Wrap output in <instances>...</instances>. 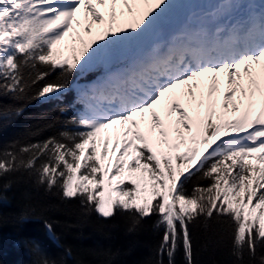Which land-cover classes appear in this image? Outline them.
<instances>
[{"label":"snow or ice","instance_id":"6c2138e0","mask_svg":"<svg viewBox=\"0 0 264 264\" xmlns=\"http://www.w3.org/2000/svg\"><path fill=\"white\" fill-rule=\"evenodd\" d=\"M178 2L0 0V96L20 99L35 86L36 99L59 97L77 73L93 65L104 69L93 84L77 89L82 108L63 121L64 130L18 152L15 145L0 152V175L34 169L39 183L58 188L65 199H79L88 212L104 218L128 213L129 231L157 215L155 226L164 229L159 252L167 253L168 264H174L181 244L187 264H193L190 224L226 217L232 254L243 264L245 255L255 258L257 249H264V3L209 0L213 6L200 13L195 26L189 18L165 39L162 22ZM118 4L121 16L133 14L135 6L133 18L124 21L131 30L119 28L120 34L111 31ZM97 5L109 10L101 42L93 39L79 53L72 47L71 55H64L59 45L74 23H82L78 13H83L85 31L91 32L92 21L104 22ZM148 34L156 38L147 50L121 69L110 67L118 46L133 45ZM185 93L193 116L178 98ZM241 106L240 115L228 117L229 107L238 112ZM21 111L0 104V122ZM200 141L203 151L192 147L173 155L165 150ZM193 177L198 179L186 190L185 182ZM26 218L27 212L21 214ZM47 227L51 232L52 225ZM32 250L41 253L38 244ZM72 255L67 247L60 260L36 264H68Z\"/></svg>","mask_w":264,"mask_h":264},{"label":"trees","instance_id":"16d2710c","mask_svg":"<svg viewBox=\"0 0 264 264\" xmlns=\"http://www.w3.org/2000/svg\"><path fill=\"white\" fill-rule=\"evenodd\" d=\"M76 77V76H75ZM52 78H55L54 76ZM33 86L20 99L0 96V104L22 108L19 115L0 122V152L15 150L28 143L42 142L64 130L63 121L74 114L71 92L62 98L40 101ZM68 109L61 113L60 109ZM27 156H25V159ZM193 177L185 182L191 190ZM0 264H36L43 259L60 260L67 247L73 255L68 264H168L167 253L159 252L163 227L157 228V215L145 217L134 231H129L131 218L126 212H117L104 218L88 212L79 199L62 197L58 188L49 189L39 183L33 170H19L0 175ZM27 212L26 219H20ZM52 225L49 232L47 225ZM193 264H241L232 254V238L226 217L199 218L189 225ZM39 245L41 253L32 249ZM264 255L257 249L255 258L245 255L243 264ZM174 264H187L182 244L174 256Z\"/></svg>","mask_w":264,"mask_h":264},{"label":"rangeland","instance_id":"374dc122","mask_svg":"<svg viewBox=\"0 0 264 264\" xmlns=\"http://www.w3.org/2000/svg\"><path fill=\"white\" fill-rule=\"evenodd\" d=\"M98 10L104 15V22L103 23H97L95 21L91 22V32L85 31L84 30V17H83V13H78V18L81 19L82 23L80 25H76L74 23L73 25V30L69 32V34L65 37V40L61 42V44L59 45V47L61 48V50L63 51L64 55H71V48L75 47L76 51L78 52L79 49L81 48V46H84L85 44L89 43L91 40L95 39L97 42H101L100 41V34L103 32V30L108 26V22H109V15H108V6H100L97 5ZM118 9V8H117ZM116 9V10H117ZM117 12V11H116ZM126 13V12H125ZM130 15L129 20H131L133 18V16L135 15V9H134V13L133 14H128ZM124 18V21L126 19V14L124 16H121V14L119 13V15L117 14L116 16V20L113 22L112 24V28L111 31L116 33V34H120L118 32L119 28H123L122 25L120 23H122V19ZM127 27V25H125ZM131 30V29H128ZM95 45H92V47H94ZM126 46L128 45H120L118 46L111 57V61L114 60L116 58L115 54L117 56H124L125 53H127L126 51L128 50V48H126ZM138 46H140L139 42L135 43V47L134 49H137ZM89 51L91 50L90 48L88 49ZM136 52V50H135ZM86 55V53H85ZM222 87V85H221ZM239 93V92H238ZM240 94V93H239ZM197 95L199 97V91L197 90ZM215 95V94H214ZM178 98L181 100V103L184 104L185 107L188 108L189 111V115L193 116L194 115V107L192 105L188 104V98L187 95L185 93V95L183 96H179ZM237 98H239V96L237 95ZM220 99H217V112L221 111L220 109ZM257 107L259 105H256ZM241 108H243V106H241ZM157 111L161 114V118L165 119L166 121L169 119L168 117H166L163 113V108L162 105H157L156 106ZM206 109L202 108L200 109V114L203 117L205 114ZM232 112L231 108L229 107V111L227 113L228 117L230 118H234L238 115L241 114V112ZM176 113L172 114V118H175ZM213 119H216V117L214 116ZM144 129V124L141 125V130ZM180 130L182 133H184L186 136L188 135L187 130L183 127V125H180ZM220 135L222 136L223 133L221 132ZM198 141L200 140V137H197ZM195 147L197 148L199 151H203L206 147V145L203 144L202 141L200 142H185V143H181L179 149L176 148H167L165 146V150L170 152L171 154H175L177 151H187L189 150V148ZM109 154L110 156L114 157V153H112L111 151V143L109 144ZM255 162V161H253ZM193 163H195V161H193ZM176 164V161L174 160V165ZM143 176L145 179H147V173H143Z\"/></svg>","mask_w":264,"mask_h":264},{"label":"bare ground","instance_id":"6f19581e","mask_svg":"<svg viewBox=\"0 0 264 264\" xmlns=\"http://www.w3.org/2000/svg\"><path fill=\"white\" fill-rule=\"evenodd\" d=\"M117 14L119 15V13L121 14V5H117ZM134 9H135V6H134ZM126 14V19L127 20H129V18H130V15H128V13H125ZM197 18V17H196ZM196 18H194V19H196ZM125 19V20H126ZM165 19H167L166 17H165ZM122 23H120L121 25H122V27H123V29H125V30H128L129 28L128 27H126L125 25H127L125 22H124V18L122 19V21H121ZM221 90H223V84H222V87H221ZM237 95L238 96H240V94L237 92ZM222 99V98H221Z\"/></svg>","mask_w":264,"mask_h":264}]
</instances>
